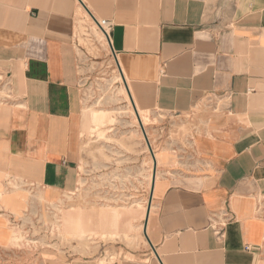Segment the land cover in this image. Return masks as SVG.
I'll return each mask as SVG.
<instances>
[{"label": "crops", "instance_id": "crops-1", "mask_svg": "<svg viewBox=\"0 0 264 264\" xmlns=\"http://www.w3.org/2000/svg\"><path fill=\"white\" fill-rule=\"evenodd\" d=\"M91 18L148 122V220L23 264H264V0H0V249L93 167L82 88L108 61Z\"/></svg>", "mask_w": 264, "mask_h": 264}, {"label": "rangeland", "instance_id": "rangeland-1", "mask_svg": "<svg viewBox=\"0 0 264 264\" xmlns=\"http://www.w3.org/2000/svg\"><path fill=\"white\" fill-rule=\"evenodd\" d=\"M90 29L93 33L91 24ZM87 38L91 40L90 35ZM101 44L108 64L98 66L89 62L90 79L82 88L83 124L92 135L85 143L86 149L92 151L90 174L81 161L77 189L73 193H63L55 202L41 201L40 212L21 217L18 227L23 241L20 243L44 247L42 255L39 251L22 250L20 243L12 244V249H0V264L34 263L54 254L63 257L66 252L81 255L79 248L98 242V238L114 243L119 228L122 235L116 241L130 243L136 230L141 235L143 207L151 190L150 155L122 83L116 79L115 62L105 42ZM82 61L85 64V60ZM142 152L145 154L140 156ZM129 153L134 155L131 160ZM105 164L115 168L108 171ZM58 218H67L78 233L72 236L59 231Z\"/></svg>", "mask_w": 264, "mask_h": 264}, {"label": "bare ground", "instance_id": "bare-ground-1", "mask_svg": "<svg viewBox=\"0 0 264 264\" xmlns=\"http://www.w3.org/2000/svg\"><path fill=\"white\" fill-rule=\"evenodd\" d=\"M79 15H81V16H83V17H85L86 15H85V13L82 11V10H80L79 11ZM95 33H96V35H97V37H98V39H100L101 41H104L105 42V44H106V46H107V49L110 51V49H109V44L107 43V40H106V38L104 37V35L98 30H96L95 31ZM116 72H117V76H116V79H119L120 80V82L122 83V90H123V92H124V95H125V98H126V100H127V102H128V105H129V107L131 108V106H130V99H129V96H128V93H127V89L125 88V85H124V83H123V79L121 78V74L119 73V71L118 70H116ZM131 111H132V113H133V115H134V112H133V110L131 109ZM138 117H139V119H140V123H141V125H142V127L145 125V121H147L146 120V117H145V115H143V114H141L140 112L138 113ZM134 118H135V121L137 122V118H136V116L134 115ZM145 133V132H144ZM142 136H143V133H142ZM144 137V136H143ZM146 149H147V147H146ZM148 150V149H147ZM148 152V151H147ZM148 154H149V152H148ZM150 155V154H149ZM155 158H157V156L155 155V154H153V158H152V156L150 155V161H151V166H153L154 165V162H155V164H156V159ZM158 159V158H157ZM151 169V171H150V175H149V186H150V188L149 189H151V187H152V167L150 168ZM154 186V185H153ZM151 191V190H150ZM147 206H148V199L146 200V202H145V205H144V207H143V216L145 217V215H146V211H147ZM150 208H151V206H150ZM59 211V210H58ZM58 221H57V224H58V226H59V228H58V230L60 231V230H62L63 231V233L64 234H70V235H74V234H76V233H78L77 231H76V227L73 225V224H71L68 220H67V218H58L57 219ZM148 220V219H147ZM62 228V229H61ZM141 229H142V225H141ZM145 229V228H144ZM21 231V230H20ZM20 231H19V229L18 228H15V229H13V231L11 232V235H10V242H11V244H18V243H20V242H22L23 241V236H22V234L20 233Z\"/></svg>", "mask_w": 264, "mask_h": 264}, {"label": "water", "instance_id": "water-1", "mask_svg": "<svg viewBox=\"0 0 264 264\" xmlns=\"http://www.w3.org/2000/svg\"><path fill=\"white\" fill-rule=\"evenodd\" d=\"M120 74H121V73H120ZM121 78L123 79V83H124V85H125V88L127 89L126 84H125V81H124V78H123L122 75H121ZM127 93H128V89H127ZM128 96H129V93H128ZM129 99H130V102H131L132 108H133V110H134V112H135V115H136L137 121H138V123H139V126H140V128H141V132L143 133L144 140H145V143H146L147 148H148V150H149V153H150V155H151L152 158H153L152 150H151L150 145H149V142H148V140H147V138H146V136H145V133H144L143 127H142V125H141V123H140V119H139L138 114H137V111H136V109H135V107H134V105H133V103H132V101H131L130 96H129ZM154 180H155V162H154L153 170H152V186H153ZM152 192H153V188L151 187V191H150V196H149V200H148V206H147V211H146L145 219H147L148 214H149V210H150V206H151V200H152ZM145 225H146V223H144V227H143V234H144V236H146V233H145V230H144Z\"/></svg>", "mask_w": 264, "mask_h": 264}, {"label": "built area", "instance_id": "built-area-1", "mask_svg": "<svg viewBox=\"0 0 264 264\" xmlns=\"http://www.w3.org/2000/svg\"><path fill=\"white\" fill-rule=\"evenodd\" d=\"M91 19L96 24V27L99 29V31L104 35V37L108 38V31L110 29V24L105 20L98 21L94 18Z\"/></svg>", "mask_w": 264, "mask_h": 264}]
</instances>
